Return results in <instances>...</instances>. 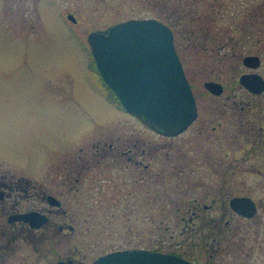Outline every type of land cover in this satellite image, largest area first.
<instances>
[{"label":"rangeland","instance_id":"374dc122","mask_svg":"<svg viewBox=\"0 0 264 264\" xmlns=\"http://www.w3.org/2000/svg\"><path fill=\"white\" fill-rule=\"evenodd\" d=\"M170 1L0 0V173L16 179L43 176L47 167L60 172L62 157L74 149L77 155L79 146L90 157L92 142L108 135L160 143L156 156L144 159L148 166L127 156L91 158L78 189L61 197L76 229L50 239V261L61 256L91 264L109 251L155 248L196 264H264V134L248 132L239 140L229 136L236 134L232 126H224L232 120L225 104L235 99L237 107L253 99L251 118L264 124V92L254 97L234 83L249 70L243 64L248 54L261 57L256 71L264 75V0ZM161 11L179 16L172 23L177 50L201 111L199 122L176 138L143 130L114 101L94 69L88 41L91 31ZM209 78L227 84L222 96L207 92ZM217 106L223 125L213 116L205 128L207 110ZM207 135L215 146L197 154L194 142ZM238 195L257 201L252 218L231 209L229 200ZM219 216L222 223L209 221ZM34 259L19 241L1 264L45 263Z\"/></svg>","mask_w":264,"mask_h":264},{"label":"water","instance_id":"95a60500","mask_svg":"<svg viewBox=\"0 0 264 264\" xmlns=\"http://www.w3.org/2000/svg\"><path fill=\"white\" fill-rule=\"evenodd\" d=\"M69 17L76 20L73 15ZM88 39L101 75L131 113L170 135L187 129L196 118V100L168 24L157 18H131L105 30H94ZM244 61L254 67L261 62L254 55L245 56ZM241 82L253 92L264 90V78L259 73L243 74ZM205 85L214 93L222 92L217 82ZM231 206L251 218L257 211L249 196L231 198ZM95 264L191 263L158 252L126 250L101 257Z\"/></svg>","mask_w":264,"mask_h":264},{"label":"flooded vegetation","instance_id":"af4514ba","mask_svg":"<svg viewBox=\"0 0 264 264\" xmlns=\"http://www.w3.org/2000/svg\"><path fill=\"white\" fill-rule=\"evenodd\" d=\"M188 14L190 15L191 12L187 10V16ZM194 14L192 13L191 16H193ZM192 18L193 17H190L191 21L193 20ZM188 26L192 28L193 22H189ZM202 39L205 40L206 38L202 37ZM249 55L256 54H248L245 56ZM245 56L243 57V64L245 65V67L249 68V70L241 73L239 77L235 79L234 83L236 85L239 84V86L244 88L249 94L256 97L258 94L248 90L240 80L241 75L244 73L257 72V68L248 66L245 63ZM206 81H214L221 84L222 92L219 95L214 94L215 97L222 96L225 93V90H227V84L221 82L216 78H209ZM207 92L209 94H213L209 89H207ZM195 96V100H197L198 97L196 94ZM252 100L253 99H250V101ZM250 101L249 103L245 104L247 106L241 105L240 107H237V105H239L237 99L233 101L230 107H227V105L225 104L226 108L224 111L226 115L228 114L232 116V125L224 124V126L229 125L233 127V132H235L236 134L229 136H232L235 139L237 138L240 140V137L244 134H248V132H252V134H264V124L260 125L261 123L256 117L251 118V114L254 112L255 107H253L254 105H252ZM220 107L221 106L210 108V110L213 112L207 110L206 118L203 119L204 127L206 126V124L212 121L213 116H216V113L221 116V113L218 109ZM199 109V101L197 100L196 110L198 111V115L197 118L192 122V124L187 128V130H184V132L179 135L166 137L176 138L184 135L188 130H190L196 123L199 122L198 119L201 114V111ZM262 116L264 117V115ZM133 117L135 122L137 121V123L142 126L143 130L148 128L158 136H165L164 134H162V132H160L161 130L158 127H152L151 125L147 124L144 119L136 117V115ZM216 117H218V125L222 126L223 123L219 119V116L217 115ZM212 129L213 132L211 133L214 134L217 130V125H213ZM198 132L203 133L204 130L198 129ZM204 137L205 139L196 140L197 142H194V145L197 146L196 153L200 155L203 153V151H199L198 149H209L208 147H210L211 144V147L215 146V142H209L208 140H206V138L208 139V135ZM197 138L201 139L202 135ZM93 139H90V141ZM105 139L106 140L104 142H101L102 140L99 141L100 144L96 141L92 142V146L94 149H92L93 152L90 153V157L87 156L88 153L84 152L82 146L78 147V150L80 151L77 155H75L74 149L70 152V154L62 157L61 160L63 169L60 172H54L53 167H47L45 168L46 173L43 176L36 177L28 175L21 176L16 179H13L11 176L6 174L7 172L0 173V264L6 262L11 255L15 254L18 248L19 241H23L29 245L30 250H32L33 254L35 255L34 260L38 262H45L44 264L79 263L76 258L71 257L61 258V256H58L54 260H49L50 239L60 238L61 236L63 237V234H67L68 232L74 233L76 229L75 224L71 222L72 218L70 217L69 211L66 208V204L61 197L64 194H67V192L78 189V186H75V183L80 180L79 175L92 167L91 165L93 163H91V158H97V154L99 153L105 156L111 155L112 160L110 162L117 161L119 157L121 158L122 156H127V160L133 161L139 166H148V163H143L144 159L146 157H155L156 151L160 149V143L157 142L151 146L148 142H146L145 137L141 135L135 136L134 134L129 137H120L117 140L113 139V136L108 135L105 136ZM146 144L149 146H146ZM95 164L96 163H94V165ZM141 178L144 179V176H142ZM53 181L56 182L53 183ZM51 191H61V193H52ZM23 215H26L27 218L24 219L22 217ZM200 216L201 215L196 214V217ZM204 217L205 216H202L200 219L202 220ZM223 218L224 216L214 217L209 221L222 223ZM226 223H229V220H226Z\"/></svg>","mask_w":264,"mask_h":264},{"label":"trees","instance_id":"16d2710c","mask_svg":"<svg viewBox=\"0 0 264 264\" xmlns=\"http://www.w3.org/2000/svg\"><path fill=\"white\" fill-rule=\"evenodd\" d=\"M147 1H149L150 3H155V4H163V5H165V6H168L170 3H171V1L170 0H147ZM173 14H174V12H165V11H161V14L160 15H158V17H160V18H163L162 20H165L167 23H169V24H172L173 22H175L176 20H173V19H178V15L174 18V16H173ZM181 15H184V14H181ZM175 23H177V22H175ZM173 25V24H172Z\"/></svg>","mask_w":264,"mask_h":264}]
</instances>
